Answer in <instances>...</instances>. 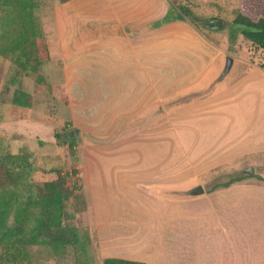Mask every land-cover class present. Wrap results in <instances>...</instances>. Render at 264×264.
I'll list each match as a JSON object with an SVG mask.
<instances>
[{
    "label": "crops",
    "instance_id": "crops-1",
    "mask_svg": "<svg viewBox=\"0 0 264 264\" xmlns=\"http://www.w3.org/2000/svg\"><path fill=\"white\" fill-rule=\"evenodd\" d=\"M51 2L50 58L20 107L27 121L55 112V134L81 131L65 137L69 177L99 264H264V183L209 191L213 170L264 159V60H249L250 41L203 31L174 0Z\"/></svg>",
    "mask_w": 264,
    "mask_h": 264
},
{
    "label": "rangeland",
    "instance_id": "rangeland-1",
    "mask_svg": "<svg viewBox=\"0 0 264 264\" xmlns=\"http://www.w3.org/2000/svg\"><path fill=\"white\" fill-rule=\"evenodd\" d=\"M257 1L261 7L258 11H255L256 9L250 11L245 0L215 3L214 8L212 5H208V7L207 4H202L203 8H197L195 4L187 6V8L193 14L192 20L203 31L211 33L219 30L221 33H225L230 30L233 36H237L241 34L242 27L233 23L235 17L239 13L244 15L246 13H262L264 0H256L258 4ZM29 4L35 11V24L41 26L43 10L50 9L51 0H0V48L4 50V53L0 54V166L8 170L10 180L20 187V194L12 204L13 209L4 220L7 229L13 228L17 224V211L29 206L30 214L23 221L27 232L31 226L39 222L42 216L40 206L30 199L29 195L36 193L46 182L57 177L58 172L51 171L52 168H58L61 171L62 177L69 187H72V180L69 176L75 171L74 165L71 164L72 156H70L73 155L70 152V147L73 145L71 146L65 135L68 133L66 131L68 125H62L59 133L55 134V130L60 126V119L52 115L55 112L50 109L47 111L50 114L47 123L27 121V115L20 107V102L29 101L25 95L27 89L34 90L36 83H39V69L27 74L17 68L14 59L17 61L21 52H12L16 43L25 44L24 46L21 44L22 50L26 47L28 40L25 39L24 34L28 22L23 15L22 8ZM38 8L40 9L37 12ZM215 18L220 19L221 22ZM213 22H219V25L212 27ZM39 45H41L40 42ZM43 84L45 86L51 84L47 85L50 90H52L51 86L54 87L49 81H44ZM53 89L57 91V89ZM245 168L243 164H240L214 173L211 186L215 183L240 178L243 174L238 171ZM247 169L245 172L253 175L249 180L262 182L259 179L260 177L264 179V159L257 163L253 173H248ZM231 170L234 172H230ZM80 197L75 194L73 199L67 202L66 209L72 213L70 223L85 228L81 218L84 204ZM87 230L89 231V229ZM2 236L3 232L0 230V238ZM24 239L28 241L26 242V254L18 262L11 261L5 254L10 250L12 242H0V264H56L57 260L62 263H75V259L72 257L73 249L69 248L65 254L61 253L56 256L53 247L48 243L32 242L30 241L31 237ZM93 248L92 242L85 264H99L97 252Z\"/></svg>",
    "mask_w": 264,
    "mask_h": 264
},
{
    "label": "trees",
    "instance_id": "trees-1",
    "mask_svg": "<svg viewBox=\"0 0 264 264\" xmlns=\"http://www.w3.org/2000/svg\"><path fill=\"white\" fill-rule=\"evenodd\" d=\"M180 0H174V3L179 6L183 13L195 24L192 20V16L188 9L184 5H180ZM249 10H260L259 2L256 0H245ZM263 12L260 14L246 13V15L239 13L233 23L242 27L241 34L250 41V46L259 45L264 47V6ZM23 15H25L28 25L25 26L24 37L27 41L26 47L21 49L22 43H16L12 48V52L20 51V58L14 63L17 68L23 70L29 74L38 70L39 67L47 61L49 56L47 41L45 32L43 29V22L40 25H36L34 21L35 11L31 8V4L23 6ZM40 8L37 9V12ZM36 10V9H35ZM254 11V12H255ZM220 21V19L215 18ZM41 45H39V42ZM20 42V41H18ZM38 44V45H37ZM23 46L25 44H22ZM11 50V47H9ZM4 53L3 48H0V54ZM12 60V59H11ZM32 63H30V61ZM33 64V65H32ZM42 77L38 76V81H41ZM71 146L72 143L70 142ZM71 154L74 153L72 147H70ZM227 167H219L211 172L213 175L219 171L225 170ZM51 171H57V177L46 182L36 193L30 194L32 199L42 211V216L35 225L31 226L29 232L26 231L23 221L30 214L29 206L18 210L16 213V225L7 229L5 220L13 209V202L17 200L20 194V187L14 184L9 177L8 170L5 167L0 166V230L3 232L1 241H11L10 250L5 254L11 261L18 262V260L24 255L27 250L28 242L25 237H31L32 242H46L51 245L55 251V255L65 254L67 249H73L75 263H62L57 260L56 264H85L87 260L88 251L92 244V236L86 228L80 225H72L70 223V217L72 213L66 209V204L70 199H73L75 194V187H69L66 185L65 180L62 177L61 171L58 168H52ZM245 169L241 172L243 176L240 178H234L229 181L215 183L210 186L209 191L228 187L232 184L249 180L253 177L251 174H247ZM230 172H234L231 170ZM213 181V177L211 182ZM260 183H264V179L260 177ZM212 183H210L211 185ZM28 196V198H29ZM81 196V195H80ZM83 201V198L80 197ZM84 204V201H83ZM30 235H29V234ZM25 241V242H24ZM23 256V257H24ZM104 264H146L145 262L128 260L123 258H105Z\"/></svg>",
    "mask_w": 264,
    "mask_h": 264
},
{
    "label": "water",
    "instance_id": "water-1",
    "mask_svg": "<svg viewBox=\"0 0 264 264\" xmlns=\"http://www.w3.org/2000/svg\"><path fill=\"white\" fill-rule=\"evenodd\" d=\"M218 25H219V22H213V23H212V27H216V26H218ZM233 62H234V58H233L232 56L229 55V56L227 57L226 65H225V68H224L223 73H222L223 76L229 73L230 69L232 68ZM75 134H76V135H77V134L79 135V134H81V131H80L79 129H73V130H70V131L67 133V137H69V136H71V135H75ZM254 170H255L254 167H248L247 172H248V173H253ZM203 191H204V188H203L202 186H198V187L194 190L195 193H202Z\"/></svg>",
    "mask_w": 264,
    "mask_h": 264
},
{
    "label": "built area",
    "instance_id": "built-area-1",
    "mask_svg": "<svg viewBox=\"0 0 264 264\" xmlns=\"http://www.w3.org/2000/svg\"><path fill=\"white\" fill-rule=\"evenodd\" d=\"M249 60L252 63H260L264 60V47L259 45H254L249 47ZM69 125L66 131L69 132Z\"/></svg>",
    "mask_w": 264,
    "mask_h": 264
}]
</instances>
